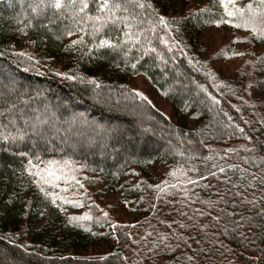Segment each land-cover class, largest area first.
I'll use <instances>...</instances> for the list:
<instances>
[{
	"label": "trees",
	"instance_id": "1",
	"mask_svg": "<svg viewBox=\"0 0 264 264\" xmlns=\"http://www.w3.org/2000/svg\"><path fill=\"white\" fill-rule=\"evenodd\" d=\"M25 2L0 0V73L17 81L1 73L0 264H264V38L214 72L204 36L230 19L220 0H113L114 17L99 0ZM249 3L264 7L235 0ZM138 76L172 114L131 88ZM55 117L79 139H48ZM54 162L68 181L46 180Z\"/></svg>",
	"mask_w": 264,
	"mask_h": 264
},
{
	"label": "rangeland",
	"instance_id": "2",
	"mask_svg": "<svg viewBox=\"0 0 264 264\" xmlns=\"http://www.w3.org/2000/svg\"><path fill=\"white\" fill-rule=\"evenodd\" d=\"M26 1H27V3L26 2L24 3L26 7L30 8L34 11L37 10L33 6V2H32L33 0H26ZM74 14H75V12H70L67 15L69 16V18H71V17H73ZM251 34H252V32L250 30H245L243 27L236 28V27H233L232 24H229V23H221L220 25L211 26V27L207 28L205 30L204 42L206 43V46H207L206 59L207 60L210 59L209 67L212 68L214 70V72L219 71V72L226 73L232 69V67L231 66L228 67V65H230V64H237L238 65L240 63V60H239V58H234L233 55L235 53H239L240 51L243 52V50H244L243 47H245L244 41H246L248 36H251ZM242 42H244V43H242ZM216 57H219V59H217ZM1 73H5V76H4L5 78H4L3 82H5L6 84H8V85L13 84L14 85L17 82L11 72L4 71ZM1 73H0V76L3 77V75ZM129 84H130L131 88H133L137 93H139V95L146 98L158 110H160L161 112H163L166 115L172 114L169 103L158 93V91L153 86H151L148 83V81L146 79H144L140 76L134 77L133 79L129 80ZM128 110L131 111V115L134 118H138V119L143 120L145 117L144 114L141 113V111L138 112L137 110H134L132 108H128ZM210 111H211L212 115L216 117L215 111L211 108H210ZM75 113L77 116L82 118L83 115L81 114V108L80 107H75ZM88 118L89 117L85 115V119H88ZM82 119H84V118H82ZM52 121L53 122H51V124L48 127V131L49 130L50 131L46 135L48 137V139L50 138V139H52V141H57V142H59L63 138H69L70 140L79 139V137L76 135V133L79 135L80 131L75 130L76 125H77L76 124L77 121H75V120L74 121H64V123H60L56 117L52 118ZM57 124H63L62 126H60L61 127L60 130H58L59 125H57ZM144 126L146 127L147 125H144ZM55 131H57V132H55ZM153 131L154 130H152L151 128L146 127V129H144L142 132L145 135L148 134L149 136H151ZM158 131L159 130L156 129V131L154 132V136H155V134L159 135ZM160 135H161V133H160ZM43 138L46 139L45 135H43ZM83 138H84V135H83ZM85 139H87V138L85 137ZM151 141H155V138H153ZM236 146H239V145L238 144H232V145L227 146V148L232 149V148H235ZM175 149H177V146L176 147L174 146V150ZM97 153L99 154L98 155L99 157L103 155V154H100L101 152L97 151ZM108 161H109V163H113L114 157L113 158L109 157ZM60 164L61 163L54 162V164H52L49 167V172L46 175V177H47L46 180L49 181L51 179L54 184H58V181H60L58 179L68 181L64 177V174H67L66 172H63V175H61V171L63 169H62ZM160 168H161V166H160ZM160 170H162V169H160ZM166 172H168V171H166ZM71 174H73V173L71 172ZM70 180H71V178H70ZM42 181H44V180H42ZM69 182H72V181H69ZM72 185H76V186L80 187V185H82V183L79 180H75V183H73ZM86 185L88 187L89 195L92 196L93 193H95L97 191L95 189V186L92 187L91 185H88V184H86ZM83 187H84V185H82V188ZM92 200H94V199L92 198ZM113 201L114 200H112V199H105L104 201H102L101 204H98L97 207H100L102 209V212L104 211L103 207H104L105 211H107L110 209V206H107L106 204L111 203ZM84 206L86 208H89V205L85 204V202H84ZM120 210H121L120 213H123V218L120 219L121 221L132 222V223L134 222L132 217H130L131 215H129V213L126 212L124 208H122ZM110 216L112 218L116 219L119 215H115V213H112ZM134 223L137 224L138 221H135ZM136 231H137V229H136ZM135 236L136 235H132L131 237L135 239Z\"/></svg>",
	"mask_w": 264,
	"mask_h": 264
},
{
	"label": "snow or ice",
	"instance_id": "3",
	"mask_svg": "<svg viewBox=\"0 0 264 264\" xmlns=\"http://www.w3.org/2000/svg\"><path fill=\"white\" fill-rule=\"evenodd\" d=\"M71 3L75 5L76 0H71ZM81 6L79 11H84L88 7V3L86 0H80ZM221 6L224 9V16L230 18L225 20L223 17L217 23H232V20H237L239 22L232 23L233 27L241 28L243 27L245 30H250L257 38H264V28L258 27L257 19L259 18L262 23H264V7L253 8L252 3L247 4L244 7H237L235 4V0H220ZM260 4L264 5V0H260ZM55 8L60 9L63 5V0H55L54 5ZM137 6L143 8L144 4L139 3L137 0ZM122 5L120 3H114L113 0H99L97 11L100 13L107 12V15L110 17H114L116 12L120 10ZM102 16L89 17L88 19L92 20H100ZM164 22V18L161 17V23ZM99 31V29H97ZM69 35L71 32L68 33ZM82 41H74L73 43H80ZM113 47V45L108 40H100V43L97 47Z\"/></svg>",
	"mask_w": 264,
	"mask_h": 264
}]
</instances>
